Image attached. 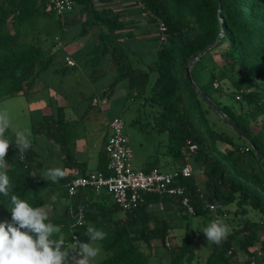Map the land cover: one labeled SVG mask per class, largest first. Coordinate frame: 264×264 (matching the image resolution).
I'll return each instance as SVG.
<instances>
[{
    "label": "trees",
    "instance_id": "16d2710c",
    "mask_svg": "<svg viewBox=\"0 0 264 264\" xmlns=\"http://www.w3.org/2000/svg\"><path fill=\"white\" fill-rule=\"evenodd\" d=\"M120 1L76 0L74 10L67 15L86 17L78 37L86 38L94 30L98 32L87 62L98 66L97 63L110 58L120 74L108 91H114L120 82L127 80L134 98L146 97L159 109L151 129L168 133L166 154L173 162L182 164L180 167L184 165L183 148L188 140L198 146L190 163L193 176L182 182L197 217L205 220L212 217L207 204H214L217 214L235 205L236 215L243 216L239 231L225 236L219 244L209 243L210 255L205 264H240V255L246 257L243 264H264V161L261 157L264 156V0H127L126 4L131 6L124 9L119 8L123 3ZM142 4L159 33L160 20L167 27V40L161 42L159 34L155 39L159 44L157 60L145 69L135 65L132 59L135 53L121 44L123 39L139 36L132 26L141 21L129 19L139 15ZM49 11H53L49 0H0V101L33 93L42 75L54 65L57 54H51L35 40L23 39L20 34L21 25ZM144 32L146 36L152 31ZM62 35L64 40L65 31ZM195 60L190 69L192 84L188 67ZM64 71L56 70L60 74ZM229 83L236 96L241 94L237 101L242 105L240 109L223 104L216 97ZM211 111L230 126L233 134L227 129H218L217 123L208 116ZM230 121L248 138L236 131ZM6 137L12 142L5 157L12 194L34 207H45L50 221L61 226L65 240H71V227L80 204H76L72 213L58 214L57 203L50 198L64 196L65 191L57 193L48 183L37 179L34 152L28 149L21 158L15 139ZM154 168H159L158 156L145 171ZM158 204L164 206L165 212L173 213L155 215ZM10 207L8 198L0 196V220L11 219ZM94 207L100 212L85 208L86 223L76 233L80 242L89 238L85 235L89 224L107 233L100 243L108 257L98 264H147L154 249L166 248L174 217L186 211L179 199L168 196H149L143 206L127 213L115 203L112 206L92 203L91 208ZM248 208L260 214L259 221L246 216ZM121 213L124 217L116 218ZM52 238L58 239L59 234H53ZM191 245L188 229L180 252L171 254L178 260L187 255L191 261L195 257ZM75 259L72 254L66 264H75Z\"/></svg>",
    "mask_w": 264,
    "mask_h": 264
},
{
    "label": "crops",
    "instance_id": "0c3cea01",
    "mask_svg": "<svg viewBox=\"0 0 264 264\" xmlns=\"http://www.w3.org/2000/svg\"><path fill=\"white\" fill-rule=\"evenodd\" d=\"M74 17L73 14H70L67 17V22L71 23ZM70 23L66 26L64 35L65 46L60 63L61 60L63 62L59 67L55 68L53 65L50 69L54 80L49 85L41 78L37 82V87L41 91L18 96L25 100L29 114L35 116L33 126L40 128L39 130L33 129L34 136L26 134L22 127L16 131L23 132L31 141L30 149L34 152L33 165L38 169L35 177L48 183L52 187L51 189L57 193L65 191V195L57 197L55 201L58 214L66 211L72 213L77 208V203L80 204L78 208L86 205V209L95 213L100 210L96 207L91 208L92 203L105 206L114 205L112 197L106 191L96 192L92 189H84L72 199L66 192V185L77 172L88 174L106 169L108 157L105 146L111 134L109 123L115 117H120L118 115L127 107L129 101L134 99L135 93L131 94L129 91V81L127 80L120 82L114 91H108L119 77V69L112 66L110 58H106V63L100 68L95 69V66L89 68L90 63L87 62V56L94 47L92 41L94 37H98V32L94 30L95 32L91 33L90 37H78L82 28L78 30L73 23H71L72 25ZM139 24L141 23L137 25ZM137 29L140 28L137 27ZM150 31L152 32L148 38L145 35L141 37L142 35L139 34V37L126 38L121 41V44L130 48V53H135L136 56H133L132 59L135 65H139L142 69L157 60L159 44L155 40V32ZM66 56L71 57L77 65L69 66L65 61ZM63 69L65 71L62 74L56 72V70ZM73 69L74 71H72ZM108 74L112 75L106 79ZM66 79L69 81L67 82ZM84 82L87 85H83ZM53 87L59 88L60 91H51ZM75 87L80 88V91H73ZM55 94L56 96H54ZM95 98L100 100L101 105H93ZM16 131H13L14 139ZM36 134L37 137H35ZM41 146L42 153L38 150ZM148 157L144 161H147ZM168 157L166 165L170 166L171 170L182 165L173 162L169 155ZM49 167H61L65 172L64 178L60 179L58 183L43 179L41 172ZM159 168L164 170L161 165ZM83 203L86 204L81 205ZM155 209L156 211L162 210L164 215L173 213L165 212V208L161 204H158ZM122 217H124L123 213L118 214L116 218ZM87 242H90V238L82 240V243ZM97 246L100 248V253L94 264H98L108 257V253L103 250L100 242ZM151 254L153 253H150L149 257ZM242 256L240 255L238 258L240 264H243L244 261Z\"/></svg>",
    "mask_w": 264,
    "mask_h": 264
},
{
    "label": "rangeland",
    "instance_id": "374dc122",
    "mask_svg": "<svg viewBox=\"0 0 264 264\" xmlns=\"http://www.w3.org/2000/svg\"><path fill=\"white\" fill-rule=\"evenodd\" d=\"M127 0H122L123 2L120 5V9L130 7L125 2ZM141 10L138 16L129 19V21H141L139 25L136 24V27H133L134 32L140 34L144 31H150L154 28L156 37L159 34L156 24H153L149 21L148 13L144 11L143 4L140 5ZM86 19L85 16L82 17L81 14L76 15L72 20L76 29L80 30L82 28V23ZM70 23V22H69ZM67 18L64 21L54 12L49 11L41 14L39 17L33 19L31 22L25 23L20 26L21 37L25 40H35L40 44L45 50L50 51L51 54H57L56 62L54 67H59L60 58L62 56V51L65 46V41L63 40V32L66 31V26L69 24ZM70 23V24H71ZM72 25V24H71ZM131 27V26H130ZM137 27L140 29L138 30ZM75 29V28H74ZM149 35L145 37L148 38ZM139 37V36H137ZM143 37V36H141ZM160 37V34H159ZM161 41V39H160ZM162 42V41H161ZM67 57L65 61L67 63ZM97 63V62H95ZM106 63V59L100 63H97L98 66L94 63H90L88 67L95 69L100 68ZM74 71V69L72 70ZM112 74H108L106 79H109ZM54 80L53 76L50 74V71L45 72L42 75V81L45 83H50ZM67 82L69 79H66ZM83 85H87L86 82ZM110 86V85H109ZM218 86V84H216ZM35 91H41L36 86ZM51 91H60L59 88H51ZM73 91H80V88H74ZM231 83L227 84L225 88L216 94V97L223 104L231 105L236 109L242 107L240 100H237L236 93ZM58 94V93H56ZM56 94L54 96H56ZM158 108L153 107L146 97H139L130 100L127 107L118 115L125 122V132L128 135V142L130 147L134 152V168H146L148 164L154 159L155 156L159 158V165L164 168L165 171H170V166L166 165V159L168 155L166 154L167 146L169 142L168 133H160L151 129L155 126ZM0 113H3L7 116L10 121V128L6 131L5 136H12L13 131H16L20 127L24 128L26 134L34 136L33 129H38L39 126H33L34 115L32 116L28 112V106H25V100L20 97L7 98L0 101ZM209 118L212 122H216L218 129H227L230 133L233 134L232 129L228 124L224 123L213 111L209 113ZM137 121V122H136ZM37 137V134L36 136ZM42 139V138H41ZM42 153V146L38 148ZM157 154V155H156ZM148 157L147 161H144ZM144 162V163H143ZM142 164V165H141ZM156 210V209H155ZM237 207L235 205L229 206L225 209V213L228 214L221 222L227 225L228 231L227 235H231L234 231H239L242 228V215H236ZM188 213L183 211L180 217H174V227L170 231V235L167 239L171 243V248H156L152 252L147 264H205L209 255L210 247L209 242H207L205 235L202 230L209 226L216 214L211 213V218L205 220L202 217L191 216L188 218L186 215ZM155 215L162 216L163 211L157 210ZM247 217H250L254 221H259L260 214L256 211H252L248 208L246 214ZM189 223L191 225L189 226ZM151 225L154 226L155 223L152 221ZM188 229L191 230V246L195 252V257L190 261L187 258V255L182 257L180 260L174 258L175 253H179V248L182 246L185 237L188 234ZM160 247V246H159ZM171 253H174L173 255ZM242 260H245L246 257L242 256ZM105 260V259H104Z\"/></svg>",
    "mask_w": 264,
    "mask_h": 264
},
{
    "label": "built area",
    "instance_id": "2783aa9c",
    "mask_svg": "<svg viewBox=\"0 0 264 264\" xmlns=\"http://www.w3.org/2000/svg\"><path fill=\"white\" fill-rule=\"evenodd\" d=\"M76 5V0H49V6L61 18L65 20ZM160 39L167 40V27L163 21L158 22ZM67 64L75 67L77 63L67 57ZM242 91H251L243 89ZM241 99V94L237 95V100ZM94 106L101 105L98 98L93 100ZM111 134L105 146L108 157V165L105 170L81 174L77 172L71 181L66 185L67 194L70 198H75L84 189H92L96 192L106 191L113 199L114 203L125 213L139 209L147 201L149 196L175 197L181 201V205L190 215L196 216L197 212L188 195L187 187L183 185V180L193 176V169L190 165L193 156L198 152V146L188 140L183 148L184 165L171 171H164L154 168L150 171L136 169L133 166L134 152L129 145L128 135L125 132V122L121 117H115L110 123ZM211 213L216 214L214 221H222L228 216L227 213L217 214L214 204H207ZM81 209L83 210L81 215ZM77 221H80L78 223ZM86 223V209H77L75 222L71 227V240H65L66 244H73L75 240L80 241L79 234L76 233ZM167 247L171 248V243L167 241ZM75 255V253H73ZM254 264V262H253Z\"/></svg>",
    "mask_w": 264,
    "mask_h": 264
},
{
    "label": "clouds",
    "instance_id": "9594fccd",
    "mask_svg": "<svg viewBox=\"0 0 264 264\" xmlns=\"http://www.w3.org/2000/svg\"><path fill=\"white\" fill-rule=\"evenodd\" d=\"M10 128L7 116L0 113V196L8 198L11 207L10 220H0V264H66L69 257L75 253V264H94L100 253L97 246L107 237V233L89 224L85 235L90 242L82 243L75 240L66 244L61 226L53 224L45 207H34L27 200L12 194L13 186L7 174V156L11 140L5 136ZM15 146L21 158L30 149L31 141L20 131L14 133ZM61 167H49L41 172V177L52 183H58L64 178ZM53 202L57 196L50 198ZM83 210L81 209V215ZM80 223V221H77ZM227 225L216 220L205 227L202 232L207 242L219 244L227 235ZM53 234H59L53 239Z\"/></svg>",
    "mask_w": 264,
    "mask_h": 264
},
{
    "label": "water",
    "instance_id": "95a60500",
    "mask_svg": "<svg viewBox=\"0 0 264 264\" xmlns=\"http://www.w3.org/2000/svg\"><path fill=\"white\" fill-rule=\"evenodd\" d=\"M205 52V51H204ZM204 52L202 53V54H204ZM201 54V55H202ZM198 59V58H197ZM196 59V60H197ZM196 60L188 67V75H189V77H190V81L192 82V84H194V82H193V79L191 78V73H190V69H191V66L196 62ZM205 97V96H204ZM209 101V100H208ZM210 104L213 106V107H215L218 111H219V113H222V111H221V109L218 107V106H216L213 102H211L210 101ZM223 115V114H222ZM223 117H225V115H223ZM230 125L236 130V131H238L239 133H241V134H243L246 138H248V136L243 132V130L242 129H240L239 128V126L237 125V124H235L234 122H232V121H230ZM254 145V144H253ZM255 146V145H254ZM255 149H256V151H257V153L258 154H260V151H259V149L258 148H256L255 147ZM261 157H262V159H263V161H264V156L263 155H261Z\"/></svg>",
    "mask_w": 264,
    "mask_h": 264
}]
</instances>
